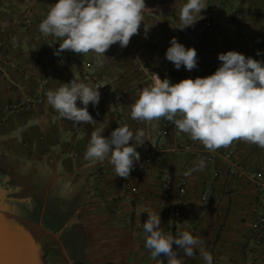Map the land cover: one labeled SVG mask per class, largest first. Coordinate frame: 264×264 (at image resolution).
I'll return each mask as SVG.
<instances>
[{
    "label": "crops",
    "instance_id": "0c3cea01",
    "mask_svg": "<svg viewBox=\"0 0 264 264\" xmlns=\"http://www.w3.org/2000/svg\"><path fill=\"white\" fill-rule=\"evenodd\" d=\"M57 2L0 0V113L15 107L0 118V206L12 219L23 218L21 203L40 210L37 227L44 234L78 233V243L70 246L80 250L73 264H158L144 246L141 225L147 213L160 214L165 233L179 237L188 231L201 238L213 264H264V228L260 243L253 238L256 219L264 216V149L236 140L208 151L166 119L141 122L130 115L153 74L173 84L204 78L220 66L218 55L228 51L264 60V0H204L207 8L194 14L198 21L183 30L179 17L187 0H145L139 34L126 48L111 46L102 67L95 53L54 55L60 40L43 36L39 24ZM173 37L196 49V69L176 70L167 61ZM62 54V69L51 76L50 66ZM73 79L100 88L98 106H88L95 122L73 125L46 97L25 104L42 82L49 91ZM124 126L134 134L143 130L149 140L136 149L141 159L128 179L117 177L107 159H84L93 131L108 137ZM186 145L194 151H186ZM211 171L218 176L213 179ZM204 193L208 201L202 200ZM196 251L186 264H205L201 249Z\"/></svg>",
    "mask_w": 264,
    "mask_h": 264
},
{
    "label": "clouds",
    "instance_id": "9594fccd",
    "mask_svg": "<svg viewBox=\"0 0 264 264\" xmlns=\"http://www.w3.org/2000/svg\"><path fill=\"white\" fill-rule=\"evenodd\" d=\"M48 8L39 31L45 37L60 40L54 55L71 51L86 56L91 52L96 55L97 67H102V58H107L105 53L111 46L119 44L126 48L131 38L139 34L146 5L145 0H58ZM206 8L204 0H187L180 10L179 29L193 26L198 21L194 14L200 15ZM170 45L165 57L176 70L181 66L188 71L197 68L195 48H185L175 37ZM256 55L262 53L258 50ZM218 60L221 64L217 70L204 78L183 79L173 84L167 77L162 80L153 74V83L143 87L139 98L130 106L131 119L141 122L166 119L208 151L227 148L236 140L264 149V60L236 51L221 53ZM99 89L73 79L47 91L46 100L60 117L73 125L91 124L95 121L88 106H98ZM78 101L82 107H78ZM101 133L100 129L92 132L84 159L93 163L107 159L117 177L128 179L141 159L136 149L149 141L145 132L137 130L134 134L124 126L113 130L108 137ZM185 150L190 148L186 146ZM203 167L201 160L198 168ZM147 214L141 225L144 246L158 264H164L162 256L167 264H186L185 258L195 257L198 248L205 264H213V256L201 248V238L188 231L179 237L165 233L160 214Z\"/></svg>",
    "mask_w": 264,
    "mask_h": 264
},
{
    "label": "rangeland",
    "instance_id": "374dc122",
    "mask_svg": "<svg viewBox=\"0 0 264 264\" xmlns=\"http://www.w3.org/2000/svg\"><path fill=\"white\" fill-rule=\"evenodd\" d=\"M50 67V69H52V65ZM11 106H7L3 109L0 113V118H2L7 112L14 110L15 107ZM20 208L22 210L23 218H20L18 222L19 224L26 226L29 231L30 229L35 230L33 237H35L36 242L46 246V249H44L46 264H73V255L74 253L75 255L78 252L80 253V250L71 251L70 246L72 243H78L80 239L79 234H74L73 231L66 233L63 237L60 235L56 237V235L53 234H44L43 229H39V221L40 219H43L40 217V210L35 211L34 208L28 207L27 203H21ZM31 253L33 258L32 260L40 259L38 248H36V250H32ZM76 258L77 256L75 257V261L77 260Z\"/></svg>",
    "mask_w": 264,
    "mask_h": 264
},
{
    "label": "water",
    "instance_id": "95a60500",
    "mask_svg": "<svg viewBox=\"0 0 264 264\" xmlns=\"http://www.w3.org/2000/svg\"><path fill=\"white\" fill-rule=\"evenodd\" d=\"M6 211L7 207L0 206V264H46L45 251L31 230L19 224V219H12ZM37 247L40 259L29 260L27 250Z\"/></svg>",
    "mask_w": 264,
    "mask_h": 264
},
{
    "label": "built area",
    "instance_id": "2783aa9c",
    "mask_svg": "<svg viewBox=\"0 0 264 264\" xmlns=\"http://www.w3.org/2000/svg\"><path fill=\"white\" fill-rule=\"evenodd\" d=\"M209 23H207L208 25ZM205 27H203L200 31V35L202 34L203 30ZM64 55H61L58 59L54 60L52 63V69L50 72V75H58L62 69L63 66V62H64ZM46 82H42L41 84H39V87L37 89V92L35 94L34 97L29 98L28 102L25 104H31L34 102H37L38 100L46 97V92L48 91L46 88ZM25 104H21L20 107H24ZM187 147L190 148L189 151H194V148L191 145H186ZM186 146L184 147L186 149ZM212 175V178H216L218 176V173L215 171H211L210 172ZM230 173L231 174H235V175H239L240 173H238V171L234 170V169H230ZM262 186V184H260ZM180 193H184V187H181L179 189ZM210 199L209 195L207 193H204L202 196V200L203 201H208ZM263 228H264V216L263 215H259L258 218L256 219V222L254 224V242L256 243H260L261 239H262V232H263Z\"/></svg>",
    "mask_w": 264,
    "mask_h": 264
},
{
    "label": "bare ground",
    "instance_id": "6f19581e",
    "mask_svg": "<svg viewBox=\"0 0 264 264\" xmlns=\"http://www.w3.org/2000/svg\"><path fill=\"white\" fill-rule=\"evenodd\" d=\"M30 252H32V250H31V251L27 250V256H26V257L29 258V260H32L33 258L31 259V256H29ZM34 259H35V258H34ZM35 260H36V259H35ZM37 260H38V259H37Z\"/></svg>",
    "mask_w": 264,
    "mask_h": 264
}]
</instances>
